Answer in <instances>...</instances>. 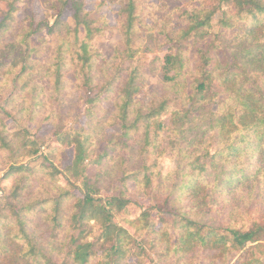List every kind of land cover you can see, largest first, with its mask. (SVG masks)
<instances>
[{
  "label": "trees",
  "instance_id": "1",
  "mask_svg": "<svg viewBox=\"0 0 264 264\" xmlns=\"http://www.w3.org/2000/svg\"><path fill=\"white\" fill-rule=\"evenodd\" d=\"M2 1L0 95L11 96L0 102V264H144L143 245L162 263L264 264L263 218L213 217L218 194L264 183V0H181L173 10L158 0L143 17L145 0H119L121 40L111 59L93 44L108 24L84 0H58L53 25L32 21L9 42L18 0ZM68 11L74 27L61 20ZM164 52L146 71L139 66ZM146 72L160 89L144 93ZM69 87L82 92L76 103L62 95ZM75 107L85 124L69 129ZM10 120L51 125L74 153L70 165L59 169L52 155L25 165L46 139L28 126L10 129ZM146 156L175 170L152 173ZM105 176H116L118 191L102 185ZM140 199L148 205L118 225ZM154 211L160 229L150 227Z\"/></svg>",
  "mask_w": 264,
  "mask_h": 264
},
{
  "label": "rangeland",
  "instance_id": "2",
  "mask_svg": "<svg viewBox=\"0 0 264 264\" xmlns=\"http://www.w3.org/2000/svg\"><path fill=\"white\" fill-rule=\"evenodd\" d=\"M115 0H84L85 2V9L94 14L95 17L103 18L106 20V24H108V30H106L105 34L103 36L97 37L93 44L98 48V50L102 53V55L106 59H111L114 55L115 49L121 40L120 36V30L122 28L121 20H120V11L121 7L125 5L123 2H117L114 3ZM164 1V5L168 7L170 10H173L175 8H180L185 5L184 1L181 0H162ZM140 5L142 6L143 11L140 13V15L143 16H150L151 11L155 10L158 5V0H145L140 2ZM57 7V9L55 8ZM18 7L19 12L17 14L16 20L11 25V30L8 32L6 41H13L15 40L14 37L17 33L24 31V29L28 28L32 21H35L36 25H39L45 21L49 22L51 25H53L58 19H59V6H58V0H18ZM7 6L6 3L0 0V22L3 20L6 12H7ZM222 18V14H219L218 17L215 19V25L216 29L215 31H219V21ZM62 21H64L68 26L74 27L75 22L73 19V13L68 11L65 12L63 17L61 18ZM107 29V28H106ZM43 37H46L48 41H50V37L48 36V30H45L42 34ZM40 37H35L32 39V47H37L40 45ZM165 55L164 53L161 54H151L146 56L142 64L139 66H142L144 71L148 68V66L155 60L157 57L163 58ZM37 58V54L33 53L32 59ZM41 60L44 59V57H40ZM158 64H161L158 63ZM138 65H135V67ZM149 72H146L144 75L145 78V88L144 93H148L154 89H160L161 83L159 77L154 74H148ZM14 76L11 77V82L9 83L8 78H5V81L7 82V86H12V79ZM40 84H42L45 89L48 87V82L44 79L39 80ZM49 92H47V95L49 96ZM79 94H82V92H78L75 90H72V87H69L68 91H64L62 93L63 96H67L68 100L70 102H74L73 98L78 97ZM11 96V91L7 95V90L5 89L2 92V95H0V102L4 99H9ZM50 103V101L48 102ZM76 103V101L74 102ZM50 107L48 105V110ZM45 110V112H46ZM75 114L67 121V127L69 129L71 128H77L78 124L84 125L85 120L83 118H79L75 120V117L77 113L79 112V109L75 107L74 109ZM43 120L41 118H36V120ZM8 126L10 129H17V127H24L27 126L31 128L32 135H41L45 137V144L42 148L40 154L27 162H25V165L30 166H42L44 164H48L44 162L45 158H48L49 155H52V163L56 165L59 169L63 170L61 167H67L72 162L73 158V151L69 149H63L59 146V144L55 141L53 138V127L49 124H45L41 127L40 130L35 129L33 125H29L27 121L19 122V124L14 123L13 121H8ZM115 130H107L106 134H110L114 132ZM98 147L100 148V151L103 150L104 142L99 141ZM140 159V160H139ZM51 161V160H50ZM108 159L106 160V163ZM137 162H141V158L139 157V154H137ZM157 158L155 157H148L146 156V163L147 167L151 169L153 172H161L163 175H167L170 172H173L175 170V164L172 161H169L168 159L160 160L157 164ZM62 165V166H61ZM137 168V167H136ZM91 172V171H90ZM5 172L0 173V179L3 177ZM91 173H95V169L92 170ZM102 182V185L106 187L107 189L113 188L118 191L119 190V183L116 182V176H105ZM133 190H136V185H131ZM77 190L74 191L76 195L81 196L85 193L82 186L79 184H76ZM105 188V189H106ZM2 191L0 186V192ZM141 197V196H140ZM219 202L215 205L214 211H213V217L217 218L219 217L222 219L223 217L228 216L231 212H235L236 215H242L244 217V220L248 222L250 219H264V183L260 182L255 184L254 188L243 187L238 190H233L231 192L227 191L221 194H218ZM139 201L135 203L136 207L131 206L128 210V214H123L121 216H118L116 218V222L118 225L122 227H126L125 220L129 218H133L139 213V209L142 204L145 202L146 205H148V201L145 200H137ZM151 220H150V227L160 229L162 227V223L159 221V217L156 211L152 212L151 214ZM33 217H36V215H33ZM132 236L136 235V232L134 230H129ZM138 236H135L134 239L136 241H140ZM146 254L142 258V261L144 264H151L153 261L154 264H179L177 261V258L175 256L171 257L167 263H162L159 259L160 254L152 252V249L149 248L146 245L142 246ZM136 249V248H135ZM152 260V261H151Z\"/></svg>",
  "mask_w": 264,
  "mask_h": 264
}]
</instances>
